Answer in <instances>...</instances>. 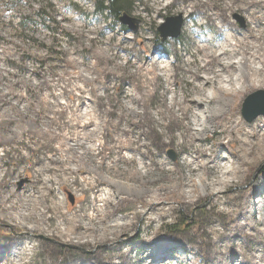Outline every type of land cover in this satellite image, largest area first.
Masks as SVG:
<instances>
[{
    "label": "rangeland",
    "instance_id": "374dc122",
    "mask_svg": "<svg viewBox=\"0 0 264 264\" xmlns=\"http://www.w3.org/2000/svg\"><path fill=\"white\" fill-rule=\"evenodd\" d=\"M128 1L113 17L97 13L95 0H0V257L22 251L14 264H232L236 250L237 264H264L257 260L264 223L250 230L254 221L232 214L248 199L264 207L263 191L254 194L264 176V138L262 152L241 165L238 144L224 141L223 160L239 169L229 176L236 180L205 193L226 178L190 173L170 135L199 137L207 146L213 134L203 137L191 113L189 120L176 113L172 94L147 71L154 51L169 63L176 53L188 60L178 48L183 25L190 13L208 23L203 14L212 11L205 0ZM124 16L134 21L123 24ZM224 17L223 25L243 36L245 11ZM261 38L264 47V32ZM260 61L253 66L263 70ZM214 82L202 98L224 86ZM258 91L264 77L220 97L223 106L214 101L210 111L220 106V121L245 128L264 123L262 116L247 123L241 112ZM123 132L131 146L118 141ZM254 215L264 221L260 209Z\"/></svg>",
    "mask_w": 264,
    "mask_h": 264
},
{
    "label": "bare ground",
    "instance_id": "6f19581e",
    "mask_svg": "<svg viewBox=\"0 0 264 264\" xmlns=\"http://www.w3.org/2000/svg\"><path fill=\"white\" fill-rule=\"evenodd\" d=\"M201 5L206 6L208 10L212 11L210 14H203L208 23H204L198 18L194 19L191 17L193 16L191 13L188 18L185 16L188 20L183 25V42L179 44L178 48L179 51H185L188 60H183L176 53L173 62L169 63L164 55H159L156 58L154 51L147 61V64L150 66L147 71L154 76L155 80L161 82L160 86L163 93L170 92L172 94L170 106L177 107L176 113L184 117V120H189L188 115L191 113L194 121L201 127V135L203 137L209 132L213 134L212 143H208L207 146L200 144L201 140L199 137L190 136L191 139H186L182 134L179 140L173 133L170 135L172 145L176 150H180L179 153L182 154V158L180 159L181 165L186 166L190 173L196 174L200 170H207L208 172L204 171L203 174H212L213 176L223 174L226 178L224 182L218 180L216 184L210 183L208 186H205L204 191L206 193L210 190H216V187L226 188L236 180L229 178V176L235 174L239 169L235 168L232 163L223 160L224 141L227 144L234 142L238 144L236 153L237 156L239 155L238 165L243 164L244 158L251 157L253 153L262 152L261 141L264 138L263 122L254 127L245 128L236 119L232 120V123L220 121L222 115L217 112L220 106H223L219 100L220 97L224 98L223 101H226V98H232L244 90L247 83L253 84L263 81L264 69L259 70L253 65L255 61L261 62L260 60L264 57V47L261 46V32H264V0H220V4L218 5L214 4V0H205L201 1ZM185 9L181 8L179 12H184ZM214 10H217L220 16H217ZM243 11H245L247 16V27L245 31H242V36V34L232 30V28L225 27L223 22H225L224 15L226 13H239ZM219 19H223V21L220 22ZM206 27L209 30L208 32L205 31ZM224 60L226 61L224 62ZM183 64L184 66H182ZM168 66L170 69H168ZM156 69L159 72L162 71L163 74L156 75L157 72L153 71ZM242 69L247 71L246 75L241 73ZM235 73L238 75L235 76ZM213 80H215L214 84L218 85V83H221L224 86L216 87L215 91L208 94L205 99L202 98L205 97L202 95L207 93V90L213 84ZM175 82L179 84L178 88H170L171 84ZM193 94L201 96L193 98L191 96ZM177 97H180L181 101L178 102L176 100ZM214 101H218V105L220 106L210 111V105ZM201 106L206 109L203 111L205 115L200 111ZM165 110H167L166 107ZM113 113L114 111L111 112V114ZM155 121L159 123V120ZM217 121L220 123L216 126L215 123ZM182 129L184 132L188 131L186 127ZM122 137L124 140L121 139ZM129 137V133L127 135L126 132H123L118 141L131 146ZM149 155L152 156L151 154ZM163 168L165 174H172L167 163H163ZM254 189L255 195L260 191L264 193V176L258 178ZM196 194L197 191L195 190L194 198L197 197ZM186 197L190 200L192 198L190 193H187ZM223 201L224 203L228 202L227 199L217 200L214 204L215 207L224 205ZM237 208L236 212L232 211V214L237 213L239 218L243 219L244 224H246L248 218L254 221L251 226L247 225L250 230L258 229L264 223L260 217L256 218L254 215V212L259 209L264 212L263 204H255V201L253 202L248 199L246 203L241 204ZM149 223L152 224L153 222ZM258 252L259 256L257 260L264 262V249ZM173 254H175V250L173 248L169 249L165 260ZM227 254L229 253L227 252ZM238 256H240V253L236 252V250L233 251L231 254L232 264H237L235 258ZM13 257V259L0 257V262H3V264L19 263L23 257V252L21 251L20 254L16 253ZM162 260L164 261V259ZM161 263L163 262L158 264Z\"/></svg>",
    "mask_w": 264,
    "mask_h": 264
},
{
    "label": "water",
    "instance_id": "95a60500",
    "mask_svg": "<svg viewBox=\"0 0 264 264\" xmlns=\"http://www.w3.org/2000/svg\"><path fill=\"white\" fill-rule=\"evenodd\" d=\"M132 19L129 17L124 16L121 19V22L123 24L131 22ZM179 29L177 26V29H174L172 33H170V37L176 38L178 36ZM162 39L166 37L163 33H161ZM242 117L247 122L250 123L255 118L262 116L264 117V91H258L256 93L251 94L247 97V99L244 102V105L242 106Z\"/></svg>",
    "mask_w": 264,
    "mask_h": 264
},
{
    "label": "trees",
    "instance_id": "16d2710c",
    "mask_svg": "<svg viewBox=\"0 0 264 264\" xmlns=\"http://www.w3.org/2000/svg\"><path fill=\"white\" fill-rule=\"evenodd\" d=\"M97 13L103 15L108 13L113 17H119L130 8L131 2L128 0H95Z\"/></svg>",
    "mask_w": 264,
    "mask_h": 264
}]
</instances>
